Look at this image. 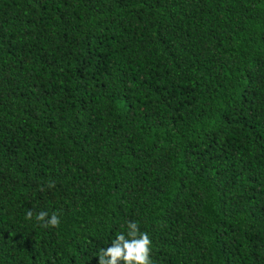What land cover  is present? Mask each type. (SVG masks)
<instances>
[{"label": "trees", "instance_id": "16d2710c", "mask_svg": "<svg viewBox=\"0 0 264 264\" xmlns=\"http://www.w3.org/2000/svg\"><path fill=\"white\" fill-rule=\"evenodd\" d=\"M129 221L152 264H264V0H0V264Z\"/></svg>", "mask_w": 264, "mask_h": 264}, {"label": "clouds", "instance_id": "9594fccd", "mask_svg": "<svg viewBox=\"0 0 264 264\" xmlns=\"http://www.w3.org/2000/svg\"><path fill=\"white\" fill-rule=\"evenodd\" d=\"M48 187H55L54 182L50 181ZM25 218L31 221L34 218L33 211L29 210ZM35 220L44 228H58L60 225L56 213L49 217L47 212L40 211L35 215ZM151 244L149 235L140 232L136 222L129 221L126 234H117L109 247L100 250L98 264H152Z\"/></svg>", "mask_w": 264, "mask_h": 264}]
</instances>
